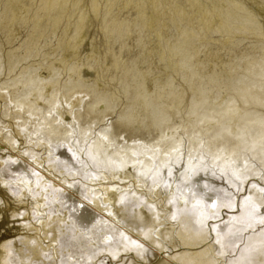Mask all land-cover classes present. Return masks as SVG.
<instances>
[{
  "label": "bare ground",
  "instance_id": "bare-ground-1",
  "mask_svg": "<svg viewBox=\"0 0 264 264\" xmlns=\"http://www.w3.org/2000/svg\"><path fill=\"white\" fill-rule=\"evenodd\" d=\"M125 8H130L131 13L121 15L120 12ZM90 15L97 20V29L100 28L104 47L102 49L105 52L103 57L108 56V62L104 59L100 62L101 56L91 44ZM263 16L264 0H0V29L5 31L3 33L6 43H12L24 31L22 42L7 50L0 47V102L4 107V114L9 113L8 116L13 121H20L14 126L13 121L9 120L0 123V140L6 139L13 148L14 137L5 129L11 125L15 133L21 131L24 128L21 125L27 119L31 120L35 113L43 114L48 122L47 131L51 135L67 139V132L61 135V125L58 126L54 117L47 118L44 114L57 102V98L62 100L59 99L60 103L55 106V116L62 122L74 125L75 121L80 120H85V123L104 120L106 113L113 111V102L117 96L114 92L99 87L102 79L100 80L97 72H88L93 63H100L101 67V63H104L106 69L113 67L118 70L119 74L115 78L127 101L124 108L116 113L114 120L109 121L106 126L102 125L99 131L110 134L118 129L125 131L128 127L140 132L137 126V122H140L144 128L152 127L156 130L157 135H172L171 140L168 139L169 143L163 145L168 150L178 145L181 139V135L175 133L176 129L186 128L188 136L194 138L196 133L204 132L207 143L223 146L222 149L231 152L233 157H240L241 152L246 151L264 167ZM130 33L135 34L136 45L146 51L142 53L140 50L142 59L127 60L120 54L110 52L117 43V48L122 49L125 37ZM45 34L54 38L50 49L55 59L44 49V42H40ZM84 41L85 45L79 50ZM242 43H245V47L239 48ZM211 47H214V51ZM215 48L221 49V52L226 49L229 58L226 60L222 55L226 61L222 60L221 52ZM126 54L128 57L129 54ZM152 55L157 56L154 73L152 70L140 68L139 65L142 60ZM81 56L85 63H78ZM55 60L58 61V67ZM40 67L46 70V75H39ZM61 67L66 72L62 82L59 80ZM169 70L180 75L179 83H174L171 75L164 76ZM76 92L80 93L72 97ZM42 103L48 107H43ZM65 127L67 128L66 125ZM112 140L116 141V138ZM123 143L111 153L126 155L125 158L130 164L120 165L122 169H119V174L125 180L137 182L135 174L148 168L152 158L141 152L144 155L140 163L137 162L130 152L137 148L134 139ZM102 144L104 146L105 143ZM193 145L196 146V143ZM6 147L8 148L7 145ZM96 147L95 150L98 149ZM159 156L163 158V152ZM29 164L40 166V177L44 180L52 181L56 185L62 182L60 177L51 175L55 169H52L54 165L50 161L45 163L35 159ZM1 180L2 193L12 203H26L32 208L36 207L37 212H43V198L30 195L31 183L20 178L17 183L23 191L12 198L6 181L3 178ZM99 184H96L98 186L95 189H90L93 194L87 199L88 206L99 212L112 210L111 217L132 231V239L144 238L152 245L157 251L153 264H264V231L249 234L241 247L244 251L234 258L226 259V248L221 246V235L215 233L213 241L210 231L199 223L196 214L180 212L176 219L177 229H153L159 222L156 217L154 219L151 214L140 210L130 211L124 204H119L122 198L120 187L101 182ZM62 186L64 190L67 187L70 189L69 183ZM250 191L254 198L264 202V193L256 188ZM152 193L158 195L161 192L155 187ZM166 199L167 197L164 198ZM77 203H81V206L87 205V201L80 199ZM208 208L214 211L210 203ZM85 211L86 209H75L74 218L81 229H90L93 233L95 231L92 224L95 218H91L92 215ZM16 212L0 195V264H57L59 252L55 229H63L62 221L65 217H51L53 223L50 225L46 220L39 222L38 228L30 233L22 223H15L14 220H18H13ZM121 224L115 228L124 229ZM49 231L53 232L52 235L48 234ZM81 238L77 237L76 242ZM165 239L168 245L164 242ZM48 250L51 252L49 260L43 256ZM122 250L140 253L139 247L125 240L115 243L105 241L100 249L115 255Z\"/></svg>",
  "mask_w": 264,
  "mask_h": 264
},
{
  "label": "rangeland",
  "instance_id": "rangeland-1",
  "mask_svg": "<svg viewBox=\"0 0 264 264\" xmlns=\"http://www.w3.org/2000/svg\"><path fill=\"white\" fill-rule=\"evenodd\" d=\"M130 8L123 9L122 12H120L121 15L131 13ZM89 21H91L89 22L90 24L92 23V31L90 32L91 44L95 52L101 56L100 62L103 61V59L107 61L108 56L105 55V57H103L105 52L103 50L102 37H100V28L97 29V20L90 15ZM3 32L2 29H0L1 49L7 50L9 47L17 45L18 42H22V34L24 31H21L20 35L17 36L12 43H6ZM130 34L125 37V43L122 49L117 48L118 43L116 42L117 45L114 44L110 52L117 55L120 54L121 57L123 56V59L127 60L133 58L142 59V53H146V51L136 45L135 34ZM127 37L129 40L126 41ZM40 40V42H44V49L50 54V57L55 59L50 49L51 44L54 43V38L50 34H45ZM44 40L47 42L45 43ZM48 40L50 42H48ZM84 45L85 41L80 45L79 50L82 49ZM244 45L245 43H242L239 48H242ZM128 46H130V48ZM218 49L219 48H215V50ZM212 51H214V47ZM224 51L226 54H224ZM134 52H136V55ZM218 52L220 53L221 49H219ZM222 52V54L220 53V58L226 61L229 58V53H227L228 51L226 49H222ZM126 53L129 54L128 57ZM66 58L71 59L69 56H66ZM70 59H67V61ZM145 59L140 62V68L152 70L153 73L156 72V68L154 67L157 62V56L152 55ZM77 61L78 63H85L83 56ZM54 62L58 67V61L55 60ZM101 64L102 67L100 63H93V69H89L88 72H97L100 80L102 79L104 81L103 83L101 80L102 83L99 87L106 89L108 92H114L117 96V99L113 102V111L107 112L104 120H91L92 122L89 121L90 123H85V120H82L83 122L80 120L78 122L75 121L74 125L69 124L70 122H62L55 116V108L60 103L58 100H62L61 98H57L55 100L57 102H54L50 106V109L46 110L44 113L47 115V118L54 117L55 122H58V126L61 125L59 126V129L61 128L60 132H62L61 135H63V132H67V139H60L51 135L47 131L48 122L43 118V114L41 113L32 114L31 120L27 119L26 122L21 125L25 130L22 128L21 131L15 133L12 126L20 121H13L12 118H9V113L4 114V107L0 102V123H6L8 120L13 121L12 126L10 125L9 128L7 127L5 130L14 137V140H12L13 148L9 146V142L6 139L0 140V177L6 181L8 192L12 198L18 196L20 192L23 191L17 183L20 178L31 183V196L43 198L41 206L43 207V212H37L36 207L32 208L31 205H26V203H18L17 201L12 203V201L2 193V180L0 178V195L12 205L13 209L17 210V215L14 216L13 220L18 218V222L14 220L15 223H22L25 229H28L27 231L32 233L36 227L38 228L39 222L46 220L47 222L49 221L48 224L50 225L53 223L51 217H65L64 221H62V225L64 226L63 229H61V231L55 229V234L57 236L56 242L58 243L57 249L59 252L57 264H138L140 262L143 264H153L157 257V251L153 249L152 245L148 244L144 238L137 240L132 239V231L126 229V227H123L121 223L116 221L117 219L111 217L110 213L112 210L110 212H99L98 210L92 209L91 206H88L89 201L87 199L93 194V190L91 191L90 189H95L101 182V184L114 185L121 188L122 198L118 202L119 204H124L130 211L140 210L145 214H151V217L154 219L156 217L159 222L156 223L153 229H166V227L168 229H175L177 225L176 219L180 212L196 214L199 223L210 231L213 241L216 237L215 233L221 235V246L224 249L226 248V259L238 256V254L244 251L241 247L244 246L249 234L264 231V202L261 203L254 198L252 196V191H250L256 188L264 193V167L256 162L254 158L250 157L248 152L243 151L240 157H233L231 152L222 149L224 148L223 146L218 147L216 144L214 145L210 142H208V144L207 136L204 132L196 133L193 138L192 136H188L186 128L180 127L181 129H176L175 133H179L181 139H179V143L177 142L178 145L176 144V146L168 150L164 149V147L169 143L172 135L169 137V134L168 136L166 134L168 138L165 135H163L164 137L157 135L156 130L155 132L152 127L148 129L144 128L140 122H137L140 132L134 131L128 127L125 131L118 129V132L116 131L110 134H106L105 131L101 130L100 132L99 129L108 125L109 121L114 120L116 113L124 108L127 101V98L120 89V84L116 80L119 74L118 70L113 67H107L106 69L104 63ZM40 68L38 69L39 75H46V70L44 71L42 67ZM64 71L65 70L61 67V72L59 73V80H61V82L66 76V72ZM106 74L110 75L107 76ZM175 74L176 73L172 70H169L164 73V76L171 75L172 81L174 83H179L181 77L179 74ZM77 93L80 92L74 93L72 97L77 96ZM42 105L43 107H48L44 103H42ZM15 119L18 118L16 117ZM87 124L90 125L88 126ZM80 128L83 129L81 130ZM179 130L183 132L180 133ZM193 131H195V129H193ZM113 138H116V141L112 140ZM129 139H134L137 145V148H133L130 151L132 153L134 152L133 154L131 153V155L136 158L137 162L140 163L142 160L141 158L144 154H141V152H144L152 158V163L148 168L140 170L135 174L138 178L137 182L131 179L125 180L119 174L121 173L120 170L122 166L130 164L127 158H125L126 155L124 153L117 155L111 153L113 149L115 150L116 147H120L122 145L121 143ZM98 141L105 143V148L102 142L100 143ZM69 142L71 144H69ZM195 143L196 146L193 145ZM212 145L214 146L212 147ZM94 146H97L96 148L98 149L95 150ZM137 149L138 151H135ZM17 150L18 153H16ZM103 151H105V153ZM162 152L164 157L160 158L159 155ZM104 157L105 159H103ZM35 159L45 163L50 161L54 165L52 169H55L54 171L57 170V173L53 171L51 175L58 176V178L60 177L59 179L62 181L60 182L61 185L60 183L56 185L52 181L41 178L40 166L36 164L35 166H30L29 164L30 161ZM106 160L108 162H106ZM136 161L134 164H136ZM37 176L39 177L37 178ZM52 180L55 181L54 179ZM66 183H69L70 189L67 187L68 189L65 188L66 190H64L62 185H66ZM153 187L159 189L161 193L158 195L153 194ZM165 197H167L166 200H164ZM77 199L83 202L87 201V205L83 204L84 206H81V203H77ZM209 203L212 205L213 212L208 208ZM75 209H86L85 212L90 213L92 215L91 218H95L92 224L95 232L92 233L90 229H81V227L78 226V222L74 218ZM120 224L124 229L118 230L115 228L117 225L120 226ZM52 233L51 231L48 232L49 235H52ZM77 237L83 238L77 240L79 244L75 240ZM223 237L225 238L223 239ZM232 238L235 239L233 240ZM121 240H125L129 244L139 247L140 253H134L133 250L125 252L122 250L115 255L106 251H100L105 241L108 243H115ZM164 242L168 245L166 239ZM87 251L89 252L86 253ZM130 253L132 255H130ZM43 256L45 259L49 260L51 257L50 250L44 252Z\"/></svg>",
  "mask_w": 264,
  "mask_h": 264
}]
</instances>
